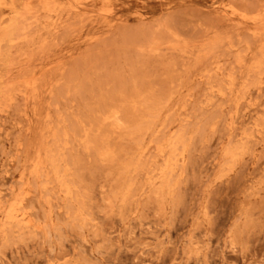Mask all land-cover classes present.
<instances>
[{"label":"rangeland","instance_id":"374dc122","mask_svg":"<svg viewBox=\"0 0 264 264\" xmlns=\"http://www.w3.org/2000/svg\"><path fill=\"white\" fill-rule=\"evenodd\" d=\"M0 264H264V0H0Z\"/></svg>","mask_w":264,"mask_h":264}]
</instances>
